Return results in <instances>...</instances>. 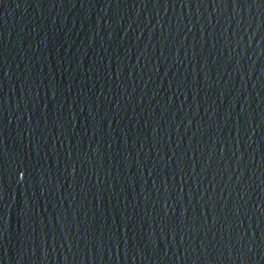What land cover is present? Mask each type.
Masks as SVG:
<instances>
[{
	"label": "water",
	"instance_id": "water-1",
	"mask_svg": "<svg viewBox=\"0 0 264 264\" xmlns=\"http://www.w3.org/2000/svg\"><path fill=\"white\" fill-rule=\"evenodd\" d=\"M0 264H264V0H0Z\"/></svg>",
	"mask_w": 264,
	"mask_h": 264
}]
</instances>
